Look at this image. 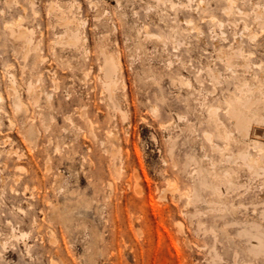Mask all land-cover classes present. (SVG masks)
<instances>
[{"label": "rangeland", "instance_id": "rangeland-1", "mask_svg": "<svg viewBox=\"0 0 264 264\" xmlns=\"http://www.w3.org/2000/svg\"><path fill=\"white\" fill-rule=\"evenodd\" d=\"M30 1L0 0V264H264V0Z\"/></svg>", "mask_w": 264, "mask_h": 264}, {"label": "bare ground", "instance_id": "bare-ground-1", "mask_svg": "<svg viewBox=\"0 0 264 264\" xmlns=\"http://www.w3.org/2000/svg\"><path fill=\"white\" fill-rule=\"evenodd\" d=\"M230 1V0H229ZM233 1V3H235L234 2V0H232ZM30 2H32V4H33V1L31 0ZM35 3V2H34ZM203 3V2H202ZM34 5V4H33ZM35 15H36V13H35ZM20 21H22V18H20ZM192 21V20H191ZM258 21V20H257ZM190 24V23H189ZM220 24H222L223 25V23L222 22H220ZM199 28V27H198ZM197 28V29H198ZM247 28V27H246ZM222 29V28H221ZM199 30V29H198ZM247 30H248V28H247ZM263 30V29H262ZM201 31V30H200ZM147 35H151L150 33L149 34H147ZM226 35V34H225ZM255 35H257V34H255ZM12 36H13V38H14V40L15 41H18V40H21V39H23V38H26V37H28V32H27V30L24 28V27H20L19 28V31L18 32H13L12 31ZM148 36V37H149ZM146 37V36H145ZM147 37V38H148ZM151 37H152V35H151ZM255 37V36H254ZM258 37V36H257ZM65 41H66V43L68 44V45H73V44H75L76 43V41H77V39H78V33H77V31L76 30H69V31H67V33L65 34V36L64 37H62ZM153 38V37H152ZM158 38V37H157ZM256 40V39H255ZM31 39H29V41H27V46L29 47L30 46V44H31ZM249 54V53H248ZM250 55H251V53H250ZM253 55V54H252ZM251 55V56H252ZM246 59V58H245ZM118 69H119V66H118V64L116 65V62L113 60V59H111V58H108V57H105V78L106 79H108V81H109V84H107V86H108V91H109V100L113 103V106L115 107V109H119V105H118V103H117V101H116V97H115V94H114V92H113V86H114V81H113V77L116 75V73H117V71H118ZM191 86V85H190ZM13 89H14V87H13ZM39 95H36V96H34V100H35V102H37L38 101V99H39V97H38ZM51 99V96H48L47 97V100H50ZM0 100H2V95L0 94ZM238 101V100H237ZM14 103H15V107H16V109L17 110H19V109H21V108H24V107H26L25 105V103H23L21 100H20V98L18 97V95L16 94V96L14 97ZM228 110V109H227ZM236 110V109H235ZM156 111H158V110H156ZM215 111V110H214ZM216 115H217V113H216ZM232 118H233V120L235 121V123H236V125L235 126H237V128H238V130L239 131H241V133H242V135H247V133H248V126H247V120H246V118H245V116L242 114V112L241 111H239V110H236V111H233V116H232ZM218 119V118H217ZM11 123H13L12 121H11ZM222 123V122H221ZM232 138V137H231ZM233 140V139H232ZM244 159H248L249 157H250V155H247V156H242ZM259 227V226H258ZM255 229V228H254ZM255 232H256V234H252V233H250V232H247V231H245V234L246 235H248L252 240H254L255 242L254 243H256V244H252L251 243V245H252V249H251V251L253 252V253H255V254H264V232H262V231H260V230H257V229H255ZM23 234V233H22ZM15 235V234H14ZM15 237V236H14ZM11 240V239H10Z\"/></svg>", "mask_w": 264, "mask_h": 264}]
</instances>
